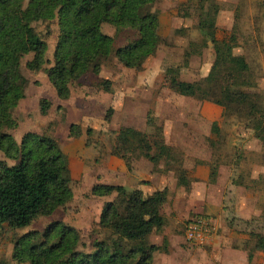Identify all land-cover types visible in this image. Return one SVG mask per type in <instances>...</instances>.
Wrapping results in <instances>:
<instances>
[{"label": "rangeland", "instance_id": "374dc122", "mask_svg": "<svg viewBox=\"0 0 264 264\" xmlns=\"http://www.w3.org/2000/svg\"><path fill=\"white\" fill-rule=\"evenodd\" d=\"M153 9L158 12L162 44L142 68H125L111 55L98 75L88 72L73 82L65 100L57 97L45 73L53 62L56 21L34 24L47 45L48 62L42 70L31 71L26 64L32 55L21 59L19 71L27 85L11 112L17 125L5 131L17 143L27 133L55 138L68 166L72 197L28 228L5 225L0 232V264H19L13 259L15 243L28 232H43L53 222L79 231L81 252H90L93 240L108 237L98 221L103 205L115 195L93 196L92 187L120 181L132 185L133 170L144 179L148 175L142 162L132 167L139 151L127 160L113 154L117 133L126 127L147 134L150 141L156 133L153 126L161 129L173 156L168 164L160 162L158 176L169 172L170 183L195 185L191 200L180 199L174 205L171 200L163 206L165 226L150 242L162 246L167 241V245L153 255L151 264H227L225 259L238 251L247 259L259 253L251 234H264V0H157ZM207 17L215 21L218 41L226 42L235 34L233 54L249 68L235 84L257 107L253 117L247 111L227 112L216 104L180 96L169 88L175 76L192 83L210 75L215 53L201 34ZM101 31L114 38L115 49L135 39L130 29L104 24ZM103 80L110 82V92L102 90ZM40 99L50 102L46 115L40 112ZM148 119L155 125L149 126ZM71 125L80 129V138L70 136ZM202 161L208 177L199 181L190 175ZM0 162L14 164L1 152ZM118 163L125 172L120 174ZM156 179L152 178L153 183ZM199 217L208 221L212 234L203 241L186 240L188 222Z\"/></svg>", "mask_w": 264, "mask_h": 264}, {"label": "trees", "instance_id": "16d2710c", "mask_svg": "<svg viewBox=\"0 0 264 264\" xmlns=\"http://www.w3.org/2000/svg\"><path fill=\"white\" fill-rule=\"evenodd\" d=\"M156 1L0 0V152L14 162L11 166L0 162V232L5 225L11 229L28 228L38 218L52 215L72 197L68 166L55 138L27 133L17 143L5 131L17 125L11 112L24 97L27 85L19 71L21 59L32 55L26 64L31 71L42 70L48 62L47 45L34 24L56 21L53 62L45 73L57 97L65 100L73 82L88 72L98 75L111 55L125 68L140 70L155 54L162 44L158 12L153 9ZM104 24L117 30L130 29L135 39L115 49L114 38L101 31ZM201 28L204 44L209 42L215 53L210 75L192 83L175 76L169 88L180 96L216 104L227 112L247 111L248 117H253L257 107L248 93L235 84L249 68L233 54L237 42L234 32L228 41H218L215 21L210 17ZM205 28L208 31L204 32ZM100 86L105 92L111 91L108 80L101 81ZM39 109L46 115L50 102L40 99ZM147 122L155 125L151 119ZM153 127V141L134 128L120 129L113 154L127 160L139 151L135 159H146L161 171L160 162H169L173 149L165 143L161 129ZM80 135L77 125H71L70 136ZM91 194L100 198L115 195L103 205L98 221V228L108 234L107 238L93 240L91 251L81 252L79 231L53 222L41 233L31 231L22 236L14 245L13 259L19 264H151L156 252L165 251L167 241L160 246L151 243L150 237L165 226L162 208L167 200L166 189L144 195L138 189L96 184ZM251 238L254 249L264 253V234L252 232Z\"/></svg>", "mask_w": 264, "mask_h": 264}, {"label": "crops", "instance_id": "0c3cea01", "mask_svg": "<svg viewBox=\"0 0 264 264\" xmlns=\"http://www.w3.org/2000/svg\"><path fill=\"white\" fill-rule=\"evenodd\" d=\"M141 162H142V165L144 164L146 166V169H148V175L146 179H144V177H142L140 173L133 170L134 172H136V174L132 176L134 178L132 185H127L125 182H122V181L114 182V183H103V184L123 186L124 188L129 189L130 191L138 189L142 191L144 195L151 194L152 192H155L158 190L166 189V192H167L166 202L172 200L173 205L180 199H183V200L188 199L189 201L191 200V197L194 196L195 185L193 182H188L187 186H184L185 183L183 181H179L177 184H172L169 182L167 178V173L169 172L166 173L162 171L161 177H159L158 175H160V172L158 171V167L155 168L151 162L143 158H140V159L134 158L132 167L135 168V164L138 165ZM121 164L122 163H118L120 174L126 171L125 170L126 168H122ZM204 164L205 163H203L202 161V163L198 162L195 166L193 165L194 166L193 169L195 170L192 171L190 175L193 177V179H196L199 181H204L207 179L208 174L204 175L203 173ZM152 178H158L156 179L157 183H153ZM163 206H165V204ZM263 258H264V253L259 252L258 254L254 255L252 258L251 256H248V259H247L246 254L242 253L241 251L240 252L238 251L237 253L232 254V256H230L228 259H225V262L227 264H263L262 263ZM248 260H250V263Z\"/></svg>", "mask_w": 264, "mask_h": 264}, {"label": "built area", "instance_id": "2783aa9c", "mask_svg": "<svg viewBox=\"0 0 264 264\" xmlns=\"http://www.w3.org/2000/svg\"><path fill=\"white\" fill-rule=\"evenodd\" d=\"M212 234L211 226L202 217L191 220L186 227L185 238L188 241H203Z\"/></svg>", "mask_w": 264, "mask_h": 264}]
</instances>
